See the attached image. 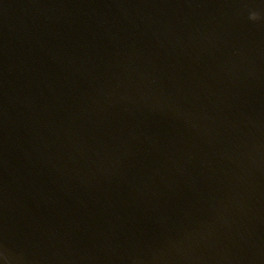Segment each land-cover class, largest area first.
<instances>
[{"label": "water", "instance_id": "water-1", "mask_svg": "<svg viewBox=\"0 0 264 264\" xmlns=\"http://www.w3.org/2000/svg\"><path fill=\"white\" fill-rule=\"evenodd\" d=\"M0 264H264V0H0Z\"/></svg>", "mask_w": 264, "mask_h": 264}]
</instances>
